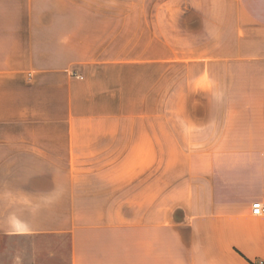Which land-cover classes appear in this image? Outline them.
<instances>
[{"label": "crops", "instance_id": "0c3cea01", "mask_svg": "<svg viewBox=\"0 0 264 264\" xmlns=\"http://www.w3.org/2000/svg\"><path fill=\"white\" fill-rule=\"evenodd\" d=\"M254 201L264 0H0V264H258Z\"/></svg>", "mask_w": 264, "mask_h": 264}, {"label": "rangeland", "instance_id": "374dc122", "mask_svg": "<svg viewBox=\"0 0 264 264\" xmlns=\"http://www.w3.org/2000/svg\"><path fill=\"white\" fill-rule=\"evenodd\" d=\"M32 238H28V237H23V238H19V239H8L5 240L2 244L6 247L5 249H2L3 251V255H5L7 257V259L11 258L12 255L14 254V248H16L17 251H19V249L22 252H26L27 254L33 252L32 248L30 246ZM40 250L38 249V252L46 254V249H45V245H41L40 246ZM51 249V247H48ZM1 252V250H0ZM57 252V254H59V258L57 260H55L54 262H50V263H46L45 261L42 264H65L66 262L64 260H62V256H64L65 252L62 251L61 248H58L57 246L55 247V253ZM60 255H62L60 257ZM20 264V263H19Z\"/></svg>", "mask_w": 264, "mask_h": 264}, {"label": "built area", "instance_id": "2783aa9c", "mask_svg": "<svg viewBox=\"0 0 264 264\" xmlns=\"http://www.w3.org/2000/svg\"><path fill=\"white\" fill-rule=\"evenodd\" d=\"M251 212L255 215H261L264 212V203L259 201H254L251 203ZM258 264H264L263 260H259Z\"/></svg>", "mask_w": 264, "mask_h": 264}]
</instances>
